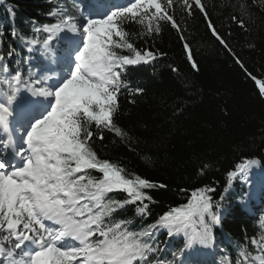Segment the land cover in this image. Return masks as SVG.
Here are the masks:
<instances>
[{
	"label": "snow or ice",
	"instance_id": "6c2138e0",
	"mask_svg": "<svg viewBox=\"0 0 264 264\" xmlns=\"http://www.w3.org/2000/svg\"><path fill=\"white\" fill-rule=\"evenodd\" d=\"M180 2L189 15L193 7L197 8L213 37L235 57L211 23L202 0ZM235 7L247 11L244 4ZM174 8V0H129L126 6L110 10L103 0H97L88 14L81 8L76 12L54 8L49 15L56 22L36 29L37 34L46 36L26 43L29 51L39 48L62 71L37 74L39 78L30 73L24 78L20 71L8 76V67H3L6 75L0 79V130L7 139L0 138V264H185L179 257L175 262L152 258L159 251L154 244L160 230L169 236L183 234L186 247L210 244L213 227L221 223L223 194L213 201L210 193L214 188L195 189L186 204L170 208L147 227L132 231L131 221L117 220L115 215L127 205H135L140 216L148 215L153 202L148 190L165 185L127 173L102 159L92 145L94 138L104 139V129L119 137L126 135L114 123L119 94L129 89L124 73L129 66L155 58L152 51L137 49L121 25L133 21L144 28V35H151L160 31L161 22H167L180 32L170 11ZM101 10L103 15L94 17L93 12ZM231 20L247 29L242 16L233 14ZM56 39L65 41L67 47L54 48ZM184 49L192 68L197 69L186 41ZM12 55L9 51L8 57ZM236 63L243 67L238 57ZM251 78L264 97V80ZM22 90L43 97L47 103L23 96ZM142 92L139 87L134 90L136 95ZM14 119L19 144L8 134ZM254 163L245 160L237 165L229 180L247 175ZM200 172L203 174V169ZM113 192H122L125 198L112 199L109 193ZM241 255L247 260L250 254L242 250ZM251 259L252 264H264V248L261 255Z\"/></svg>",
	"mask_w": 264,
	"mask_h": 264
},
{
	"label": "trees",
	"instance_id": "16d2710c",
	"mask_svg": "<svg viewBox=\"0 0 264 264\" xmlns=\"http://www.w3.org/2000/svg\"><path fill=\"white\" fill-rule=\"evenodd\" d=\"M128 2L103 0L111 8ZM202 2L235 57L213 37L204 15L195 7L189 15L180 0H174L175 8L170 10L180 32L161 22L158 33L144 35L140 24L124 21L121 27L130 42L137 49L152 51L155 58L129 66L124 73L129 89L119 94L114 123L126 135L119 137L104 129V139L94 138L92 145L102 159L127 173L165 185L148 190L153 200L148 215H138L135 205H127L115 215L117 220L131 221L132 231H140L163 212L186 204L195 189L214 188L210 193L213 201L223 194L221 223L213 227L208 246L195 243L186 247L183 234L169 236L160 230L154 244L159 251L153 259L175 262L183 256L185 264H252L251 258L261 255L264 248V97L251 78L264 80V0ZM88 4V0H0V79L6 75L4 66L9 69L8 76L16 71L24 78L30 73L34 78V74L46 75L48 66L55 64L39 48L29 51L26 41L46 36L37 34L36 29L56 21L49 15L54 8L76 12L81 5L89 10L85 7ZM240 4L246 5L247 11L235 7ZM233 14L245 19L246 30L232 22ZM185 41L197 69L187 58ZM53 46L66 48L62 42ZM9 51L13 52L10 58ZM236 57L243 67L236 63ZM137 87L143 89L139 95L134 94ZM92 128L97 132L95 125ZM245 160L255 161L254 176L260 186L258 200L251 202L252 210L236 202L246 193L243 185L235 183V189L225 194L227 175ZM109 196L125 198L122 192ZM242 250L250 254L247 260Z\"/></svg>",
	"mask_w": 264,
	"mask_h": 264
},
{
	"label": "rangeland",
	"instance_id": "374dc122",
	"mask_svg": "<svg viewBox=\"0 0 264 264\" xmlns=\"http://www.w3.org/2000/svg\"><path fill=\"white\" fill-rule=\"evenodd\" d=\"M83 6L81 5L80 8H82ZM107 9V8H106ZM84 10V9H83ZM110 10V9H108ZM85 11V10H84ZM88 14V13H85ZM94 17L98 18L99 16L103 15V10L98 11V12H93ZM61 35H64L63 33ZM71 35V34H69ZM59 40V39H57ZM62 41V40H60ZM65 46L67 47V44H65ZM61 65H63V61L61 60ZM58 67V66H57ZM56 68H53L51 70H53L52 72L49 71L48 75H55L57 74L55 71ZM59 73L62 71V67H58ZM29 91H25L24 95L25 97L26 94L29 95L28 93ZM23 93V90L21 92V94ZM47 102V101H46ZM244 162V161H243ZM242 162V163H243ZM257 169L256 165H252L249 169H248V173L247 175H237L235 177H233L231 180H229V174L227 175V179H228V185L225 191V194L231 192L233 189H235V183L238 185H243L246 189V193L240 197L239 199H237V204L241 207V208H247L249 210H252L251 207V202H255L258 200L259 195H260V187L259 184L254 176V171ZM237 170V166L236 168L232 171L235 172ZM260 254H257L255 256H259ZM254 256V257H255ZM180 260H184L186 262V258L185 257H180ZM258 262V261H257Z\"/></svg>",
	"mask_w": 264,
	"mask_h": 264
},
{
	"label": "bare ground",
	"instance_id": "6f19581e",
	"mask_svg": "<svg viewBox=\"0 0 264 264\" xmlns=\"http://www.w3.org/2000/svg\"><path fill=\"white\" fill-rule=\"evenodd\" d=\"M24 93H25V91L23 92L22 95H24ZM28 93H29V95L26 94V96L29 97L30 99H32V100H37V99H39L40 101L44 102L45 104L47 103V102L44 100L43 97H34V96H32L31 92H28ZM16 124H17V123H16ZM10 130H11V133L15 131L14 128H12V129H10ZM10 130H9V131H10ZM253 165H255V164H253Z\"/></svg>",
	"mask_w": 264,
	"mask_h": 264
}]
</instances>
